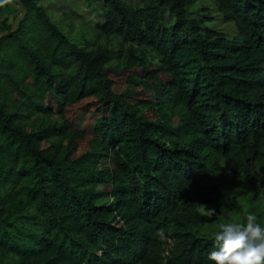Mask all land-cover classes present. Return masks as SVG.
Listing matches in <instances>:
<instances>
[{
    "label": "trees",
    "instance_id": "1",
    "mask_svg": "<svg viewBox=\"0 0 264 264\" xmlns=\"http://www.w3.org/2000/svg\"><path fill=\"white\" fill-rule=\"evenodd\" d=\"M17 1L16 27L0 26V264H213L202 229L217 218L200 207H241L203 184L209 170L243 176L253 202L264 188V0H213L232 37L189 0H100L82 46ZM130 56L144 67L128 78L157 93L151 117L111 79ZM85 99L93 137L70 157L60 139L82 134L66 113ZM36 115L66 122L27 129Z\"/></svg>",
    "mask_w": 264,
    "mask_h": 264
},
{
    "label": "rangeland",
    "instance_id": "2",
    "mask_svg": "<svg viewBox=\"0 0 264 264\" xmlns=\"http://www.w3.org/2000/svg\"><path fill=\"white\" fill-rule=\"evenodd\" d=\"M131 6L139 4V0H124ZM38 5L42 6L50 19L51 23L57 27L63 35H65L71 42L82 46L84 39L90 36L88 30V23H93L100 19L98 12V4L100 0H36ZM213 0H189L186 7L188 16L190 18L199 17L205 9L211 17V21L206 23L207 27L225 33L227 36L232 37L236 34L235 26L231 22H225L220 9H218ZM23 16L21 5L17 0H0V26L3 22H8L12 28H15L19 19ZM99 45H103V41H99ZM135 50V48H133ZM140 56L141 53L133 52ZM139 53V54H138ZM130 67L128 70L120 74H112L111 79L115 83V89L118 92L126 91H139V99L143 105V110L149 117L152 112L148 111L150 103L155 104L157 101V93L153 90L151 83L144 82L140 85H135L131 79L128 78L129 74H137L142 71L143 63L139 57H129ZM162 80L163 76H159ZM158 77H156L157 79ZM154 80L155 78H151ZM95 103L92 100L85 99L80 101L76 106L66 113L67 123L70 124L72 131H77L82 134V138H77L68 134L60 139L61 145L68 151L70 157H75L82 152L89 149V143L92 139L91 133V114L94 111ZM81 115V116H76ZM66 122L63 118L49 115H36L29 120L25 126L29 128H37L38 126L52 125L53 123L63 124ZM223 164H220L222 166ZM223 169V167L221 168ZM218 168L209 170L207 178L203 184L208 186H216L223 192L233 196L239 203L240 212H225L220 215H215L217 221L204 227L202 235L212 236L217 233L223 224L226 223H243L244 218L249 214H255L261 227L264 228V188L260 192V197L257 201L250 200V186L246 179L241 176H233L224 173ZM253 174L264 181V163L256 164ZM208 209L200 207V212L207 215ZM214 217V216H213ZM1 260H7L6 256L1 257Z\"/></svg>",
    "mask_w": 264,
    "mask_h": 264
},
{
    "label": "clouds",
    "instance_id": "3",
    "mask_svg": "<svg viewBox=\"0 0 264 264\" xmlns=\"http://www.w3.org/2000/svg\"><path fill=\"white\" fill-rule=\"evenodd\" d=\"M206 212L209 217L216 215L215 210ZM244 220L243 223L223 224L215 234L217 250L208 255L213 264H264V228L255 214L249 213ZM157 235L163 238L164 229Z\"/></svg>",
    "mask_w": 264,
    "mask_h": 264
}]
</instances>
